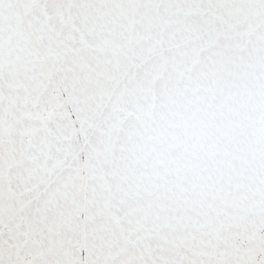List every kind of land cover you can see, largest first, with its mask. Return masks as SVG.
Returning <instances> with one entry per match:
<instances>
[{
	"label": "snow or ice",
	"instance_id": "1",
	"mask_svg": "<svg viewBox=\"0 0 264 264\" xmlns=\"http://www.w3.org/2000/svg\"><path fill=\"white\" fill-rule=\"evenodd\" d=\"M0 264H264V0H0Z\"/></svg>",
	"mask_w": 264,
	"mask_h": 264
}]
</instances>
